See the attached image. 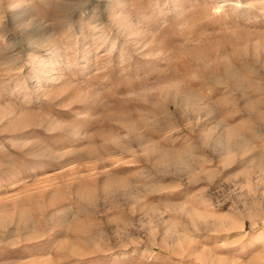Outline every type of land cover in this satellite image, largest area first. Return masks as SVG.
Masks as SVG:
<instances>
[{"label":"rangeland","instance_id":"rangeland-1","mask_svg":"<svg viewBox=\"0 0 264 264\" xmlns=\"http://www.w3.org/2000/svg\"><path fill=\"white\" fill-rule=\"evenodd\" d=\"M0 264H264V0H0Z\"/></svg>","mask_w":264,"mask_h":264}]
</instances>
